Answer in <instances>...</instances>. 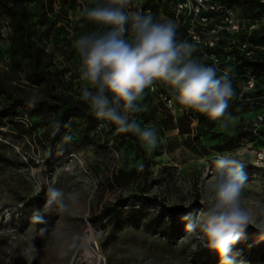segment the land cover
I'll return each instance as SVG.
<instances>
[{
	"label": "rangeland",
	"instance_id": "obj_1",
	"mask_svg": "<svg viewBox=\"0 0 264 264\" xmlns=\"http://www.w3.org/2000/svg\"><path fill=\"white\" fill-rule=\"evenodd\" d=\"M42 1L54 23L50 30L35 24L33 36L47 51H53L54 67L58 68L57 90L80 94L84 82L78 78L80 60L72 43L80 35L96 30L82 15L92 3L52 0L48 8L47 0ZM175 1L130 0L129 9L199 29V21H188L183 12L176 11ZM34 2L39 3H30ZM218 2L237 21H226L223 13L214 12L202 25L201 35L207 39L217 37L214 53L218 67L230 69L236 88L230 102L240 93L253 95L254 102L229 105L231 118L213 121L180 105L173 90L158 81L145 90L139 101L146 110L134 116L141 127L157 130L155 148L140 141L147 149L145 156L130 135H119L109 122L96 118L82 131L73 115L64 120L65 129H59L52 148L46 127L54 115L47 111L27 114L17 106L19 112L13 121L4 118L0 124V264H70L73 258L72 264H220L215 252L193 249L195 240L186 233L185 225L178 238H165L150 225V219L164 211L195 216L203 209L202 189L220 155L244 163L248 183L242 193L243 205L254 212L264 209V156L256 159L257 150L264 148V128L254 129L253 124L264 102V93H258L264 88V71L248 68L242 64L243 58H237L241 55L264 61V5L245 0ZM7 21L6 15H0V79L15 94L38 93L37 85L25 78L24 63L15 66L8 57ZM243 43L248 48L242 47ZM247 50L250 52L245 55ZM194 58L198 60L197 55ZM248 72L255 73L256 83L245 90ZM164 98L171 99V103ZM4 99L0 94V105ZM150 112L157 119H165L167 126L151 119ZM179 114L190 117L187 133L169 124L176 122ZM65 135H71L70 142H64ZM140 164L141 174L128 180L114 177L118 169L137 168ZM43 177L54 179V186L66 194L79 192V200L69 203L66 210L54 206L45 210V192L37 195V182ZM152 196L156 200L151 203L148 199L138 202L140 197ZM103 208H108L109 214L117 210L116 226L101 217ZM34 211L40 212L44 223H31ZM41 229L46 231L41 234ZM87 238L91 250L88 262L82 257L81 247ZM237 243L250 245L253 251L236 264H264V258L259 257L264 232L249 225Z\"/></svg>",
	"mask_w": 264,
	"mask_h": 264
},
{
	"label": "clouds",
	"instance_id": "obj_2",
	"mask_svg": "<svg viewBox=\"0 0 264 264\" xmlns=\"http://www.w3.org/2000/svg\"><path fill=\"white\" fill-rule=\"evenodd\" d=\"M129 3L130 0H92V6L82 10L83 17L96 30L75 38L72 47L80 60L78 78L84 82L80 99L90 112L114 125L118 132L132 133L143 144L155 148L157 130L141 127L134 116L146 110L139 101L145 90L159 81L173 90L175 100L185 108L213 121L231 118L227 109L236 88L230 69L199 62L194 58L196 46L178 39L176 22L129 11ZM38 101L39 94L33 93L27 103L35 107ZM51 126L55 132L61 127L55 120ZM71 139V135L63 137L64 142ZM214 166L202 189L201 203L205 207L195 216L188 213L181 219L186 233L195 240L194 250L215 252L220 264H236L232 246L249 225L264 232V209L254 212L243 205L242 193L248 180L242 161L220 155ZM42 191L45 210L53 206L66 210L80 197L79 192L64 193L49 177L37 182V195ZM44 222L40 212L34 211L31 223ZM45 231L41 229L40 233Z\"/></svg>",
	"mask_w": 264,
	"mask_h": 264
},
{
	"label": "trees",
	"instance_id": "obj_3",
	"mask_svg": "<svg viewBox=\"0 0 264 264\" xmlns=\"http://www.w3.org/2000/svg\"><path fill=\"white\" fill-rule=\"evenodd\" d=\"M35 0H0V15H6L8 21L6 22L8 28V57L13 65L20 66L24 63L25 78L32 84L37 85L39 94V101L35 107H29L27 101L31 95H18L7 88L0 79V94H3L5 99L0 105V124L5 118L6 120L13 121L14 117L18 114L17 106H21L27 114H31L34 111L42 113L47 111L54 115L52 121L60 122V129H65L64 120L73 115L79 129L85 131L96 120V117L90 112L87 104L81 101L80 94L70 95L57 90L56 80L58 68L54 67L53 63V51H47L42 43H40L34 36V26L38 24L45 26L48 30L51 29L54 21L50 20L47 16L49 9L44 5L42 0L30 3ZM92 3V0H89ZM253 5L260 4L257 0H245ZM52 0H47L48 8L51 6ZM33 14L36 18L33 20ZM178 39L182 40L185 37V26L178 24L177 30ZM197 52L194 54L198 56L200 61V51H214L213 47L197 46ZM237 58H243L242 64L248 68L260 69L264 71V61L262 60H250L241 55ZM54 70V72H53ZM259 94L264 93L258 91ZM244 97H252L253 95L243 93ZM239 102L238 97L233 102H230V106H235ZM139 114V113H137ZM149 117L155 122L159 121L163 126H167L165 119H157V116L153 113H148ZM49 123L46 127V134L48 136V144L53 148L55 141L58 139V132ZM190 117L185 114H179L176 122H170L172 127H177L180 133H187L190 131L189 127ZM110 124V123H109ZM112 125V124H111ZM114 130L121 136L130 135L134 141L137 150L142 156L147 154V149L142 146L140 140L132 133H120L116 130V127L112 125ZM55 132V134H53ZM264 133V129L261 130ZM143 164L139 167H130L127 170L120 168L114 175L116 179H130L132 175L141 174ZM153 202L156 197H140L138 202L143 201ZM111 210V209H110ZM111 214H109L108 208H103L101 211V217L105 218L112 226H116L119 222L117 210L114 208ZM185 213H168L162 212L150 219V225L153 229L157 230L159 235L165 238H178L184 232V222L182 217ZM259 247L262 249L259 257L264 258V243H261ZM253 251V247L250 245L236 243L232 246V254L235 256V260L239 261L248 258L250 252ZM219 258V256H218ZM220 259V258H219Z\"/></svg>",
	"mask_w": 264,
	"mask_h": 264
},
{
	"label": "built area",
	"instance_id": "obj_4",
	"mask_svg": "<svg viewBox=\"0 0 264 264\" xmlns=\"http://www.w3.org/2000/svg\"><path fill=\"white\" fill-rule=\"evenodd\" d=\"M260 5H264V0H257ZM175 9L177 12H183L184 15L188 17V21H199L201 27H194L192 24L185 26V37L182 40L188 41L196 46L202 47H213L215 46V40L217 37L210 36V38L203 37L201 33L203 32L202 25H205L207 21L211 18V14L223 13L226 21H237L233 18L231 11H225V5L218 2V0H176ZM128 10L130 11L129 7ZM179 21V19H178ZM211 30V29H210ZM213 30V29H212ZM242 47H246V44H242ZM197 52V51H196ZM250 51H245V55H248ZM195 55V54H194ZM207 59V62H203ZM203 64L211 65L216 64L218 66V58L216 57L214 51H200V61ZM256 83L255 73H247L245 75V85L244 89L248 90L254 87ZM168 104L171 103V99L164 98ZM238 100L241 102H246L252 104L254 102L253 97H244L243 93L238 95ZM254 129L264 128V102L260 103V112L256 115L254 121ZM264 156V148L258 149L256 152V159L259 160Z\"/></svg>",
	"mask_w": 264,
	"mask_h": 264
},
{
	"label": "bare ground",
	"instance_id": "obj_5",
	"mask_svg": "<svg viewBox=\"0 0 264 264\" xmlns=\"http://www.w3.org/2000/svg\"><path fill=\"white\" fill-rule=\"evenodd\" d=\"M89 241L90 239H85L82 244H81V247H82V257L88 262L90 257H91V250L89 248ZM74 259V258H73ZM73 259L72 261L70 262V264H72L73 262Z\"/></svg>",
	"mask_w": 264,
	"mask_h": 264
}]
</instances>
